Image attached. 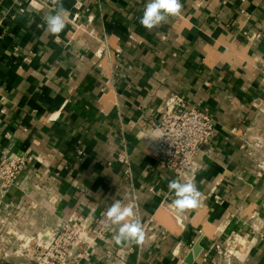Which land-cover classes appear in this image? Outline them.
I'll list each match as a JSON object with an SVG mask.
<instances>
[{
	"label": "crops",
	"instance_id": "crops-1",
	"mask_svg": "<svg viewBox=\"0 0 264 264\" xmlns=\"http://www.w3.org/2000/svg\"><path fill=\"white\" fill-rule=\"evenodd\" d=\"M62 2L71 23L53 36L52 0H0V159L32 157L9 188L0 178V264H29L23 244L67 220L95 239L82 264H181L197 241L192 264H264V0H181L152 31L148 0ZM174 93L214 119L189 178L144 141ZM173 179L204 206L177 212ZM116 200L143 243H116Z\"/></svg>",
	"mask_w": 264,
	"mask_h": 264
},
{
	"label": "built area",
	"instance_id": "built-area-1",
	"mask_svg": "<svg viewBox=\"0 0 264 264\" xmlns=\"http://www.w3.org/2000/svg\"><path fill=\"white\" fill-rule=\"evenodd\" d=\"M235 131L240 130L234 128ZM214 134V119L210 112L191 105L183 95L174 93L162 118L148 131L144 141L161 168L178 178H189L198 171L200 149L210 143ZM118 160L125 163V153H120ZM31 161V156L4 154L0 159L3 188L15 184ZM260 167L264 165L260 164ZM94 241L87 224L67 220L50 243L28 241L23 244L22 253L29 258V264H82Z\"/></svg>",
	"mask_w": 264,
	"mask_h": 264
},
{
	"label": "clouds",
	"instance_id": "clouds-1",
	"mask_svg": "<svg viewBox=\"0 0 264 264\" xmlns=\"http://www.w3.org/2000/svg\"><path fill=\"white\" fill-rule=\"evenodd\" d=\"M54 14L44 17L46 31L53 36H58L66 26L71 23L72 13L63 6L62 0H52ZM183 5L181 0H148L145 5L142 17L139 19L140 25L149 31L158 28L161 24H166L170 17H178ZM168 189L174 193L175 199L172 204L177 212L196 209L204 206V194L201 193L192 179L170 180ZM105 216L112 225L118 226V231L114 236L117 244L134 241L143 243L145 233L141 222L134 218L131 204L123 205L116 200L106 210Z\"/></svg>",
	"mask_w": 264,
	"mask_h": 264
},
{
	"label": "water",
	"instance_id": "water-1",
	"mask_svg": "<svg viewBox=\"0 0 264 264\" xmlns=\"http://www.w3.org/2000/svg\"><path fill=\"white\" fill-rule=\"evenodd\" d=\"M200 250H201V245L199 241H197L194 244L192 250L186 255L184 261L181 264H192L195 260V256L199 254Z\"/></svg>",
	"mask_w": 264,
	"mask_h": 264
},
{
	"label": "bare ground",
	"instance_id": "bare-ground-1",
	"mask_svg": "<svg viewBox=\"0 0 264 264\" xmlns=\"http://www.w3.org/2000/svg\"><path fill=\"white\" fill-rule=\"evenodd\" d=\"M165 211H166V210H165ZM165 211H164V212H165ZM160 217H162V216H160ZM161 219L163 220V218H161ZM161 219H160V220H161Z\"/></svg>",
	"mask_w": 264,
	"mask_h": 264
}]
</instances>
